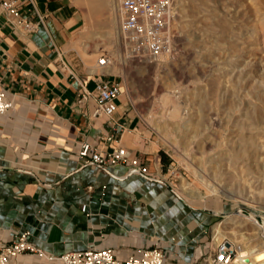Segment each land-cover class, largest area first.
<instances>
[{"label": "crops", "instance_id": "crops-1", "mask_svg": "<svg viewBox=\"0 0 264 264\" xmlns=\"http://www.w3.org/2000/svg\"><path fill=\"white\" fill-rule=\"evenodd\" d=\"M35 1L46 15L35 33L13 30L0 10V84L14 99L0 115V240L26 232L45 252L19 255L18 264H61L58 256L68 251L102 246L124 257L163 239L175 244V264H201L194 243L201 229L191 227L171 196L146 191V177L127 174L123 165L81 164L83 141L106 150L123 145L144 162L150 156L121 95L112 119L93 117V100L75 102L81 78L89 89L96 76L115 79L86 66L75 49L81 8L75 0ZM29 255L47 259L33 263Z\"/></svg>", "mask_w": 264, "mask_h": 264}, {"label": "rangeland", "instance_id": "rangeland-1", "mask_svg": "<svg viewBox=\"0 0 264 264\" xmlns=\"http://www.w3.org/2000/svg\"><path fill=\"white\" fill-rule=\"evenodd\" d=\"M176 1L175 36L170 51L161 54L158 60L141 61L126 57V62H122L123 56H126L125 47L121 42L117 45L114 38L106 35L107 28L102 19H99L100 24L97 22L94 28H89L90 13L85 0H75L84 17L79 37L81 45H75V49L85 65L94 67L96 71H100L97 60L101 54L109 53L112 56V64L103 71L111 73V77L121 83V97L139 122L135 129L137 142L150 156L145 162L142 160L149 176L154 177L149 179L144 175L145 190L166 193L177 202L191 227L201 229V234L194 240L199 250V260L204 264H212L214 248L223 239L231 241L237 249L244 244L255 246L261 240L259 226L264 224V192L262 194L260 190L264 188V167L257 161L228 163L221 158L222 150L224 152L228 148L226 142L236 139L237 135L235 132L226 134L222 128L225 124L220 122L219 125V121H224L228 113L232 121L237 119L243 124L244 133L252 137L253 141L257 144L264 142V77L261 76V79L259 76L261 87L257 85V80H250V83L244 85L240 82L235 84V92L232 99H228L229 103L221 97V66L225 54L223 35H227L233 53L237 49V41L245 33L244 25L252 23L248 0ZM241 19H244L245 24ZM210 21H213L215 30L207 33L204 28ZM88 29L91 31L85 34ZM95 32L99 34L96 36ZM84 47L91 54L87 59L83 55ZM257 53L264 55L263 48L258 49ZM165 95L167 99H164ZM256 95L259 96L258 100ZM248 99H254L253 102L257 104L254 107L248 105ZM238 102H242V105ZM234 104L240 106L235 107ZM174 105L179 106L181 116L170 115ZM243 105L246 107L243 108ZM237 108L241 109L240 112ZM205 125L204 137L208 142L204 143L199 142V134H195L193 128H203ZM187 126L190 127L186 130ZM183 181L198 189L201 195L191 196L186 193L181 186ZM207 183L223 191L213 192ZM163 201L166 202L165 199ZM220 210L229 213L225 215ZM218 223L223 235L217 242L214 226ZM154 246L157 245L151 247ZM158 246L172 250L173 253L176 250L175 244L167 239L161 240ZM29 258L33 263L47 259L33 255H29ZM61 264L64 263L61 261Z\"/></svg>", "mask_w": 264, "mask_h": 264}, {"label": "built area", "instance_id": "built-area-1", "mask_svg": "<svg viewBox=\"0 0 264 264\" xmlns=\"http://www.w3.org/2000/svg\"><path fill=\"white\" fill-rule=\"evenodd\" d=\"M117 1L125 54L141 61H154L158 60L162 53L170 51L175 36L176 0ZM25 3L29 4L28 14L21 11ZM0 10L5 16L6 23L15 31L35 33L41 26L46 25V15L39 10L35 0H0ZM112 62V56L103 53L97 60V66L103 70ZM85 81V78L78 81L79 88L75 101L77 106H83L93 100L95 107L91 115L112 119L118 108L121 83L116 79L96 76L94 88L89 89ZM13 107L14 99L0 84V115L6 114ZM78 155L83 165L94 164L104 169L123 165L127 174L147 175L149 179H154L149 176L142 158L123 145L106 150L98 144L83 141ZM24 253L41 256L45 252L29 239L26 232L11 240H0V264H18L19 255ZM236 253L234 244L223 239L214 248L211 263L230 264ZM58 257L63 259L64 264H175L173 251L158 245L136 249L124 257H119L111 246L72 250Z\"/></svg>", "mask_w": 264, "mask_h": 264}, {"label": "bare ground", "instance_id": "bare-ground-1", "mask_svg": "<svg viewBox=\"0 0 264 264\" xmlns=\"http://www.w3.org/2000/svg\"><path fill=\"white\" fill-rule=\"evenodd\" d=\"M85 1H86V4L88 5L89 13H90L89 14V19H88V25L90 26L89 28L90 29H91V27L94 28V26L97 24V22L99 23V21H100L99 19H102V21H103L102 23H105L106 28H107L106 31H105L106 35L108 37H110V38H114L115 41L117 42V45H119L118 43H120V42L122 43V45H124L125 42H124L123 36L121 34L120 27H119L120 13H119V10H118V3H117L118 1L117 0H85ZM248 2L250 4V8H251L250 11L252 12V13H250L251 17H253L252 20H251L252 23L245 24V22L243 21L244 19L243 20L241 19L244 22V24H245L244 25L245 27H244V30H243L245 33L241 35L240 41L239 42L237 41V43H236L237 49L234 50L235 52L233 51V53H231L232 49L230 50V45H229V42H228L229 39L226 37L227 36L226 34L223 35L224 40H225L224 41V46H223L225 54H224V57H223V65L221 66L222 77L223 78H222V82H221V93H222V95L221 94L220 95H221L222 99L224 100V102H227V103H229L228 99H230L232 97V95H234L235 89L233 88V86L235 84H238L240 82V84L244 85L246 82L250 83L249 82L250 80H255V81L257 80V83H258V80H259V83L260 82L262 83L261 76L264 77V55H262V54L258 55V53H257V50L260 49V48H263V51H264V0H248ZM234 13H236V12H234ZM247 23H248V21H247ZM90 29H88V31H86L85 34L89 33ZM204 29H205V31H207V33H209V32L212 33L215 30L213 21L212 22L210 21V23H208L207 27L204 28ZM196 32H198V31L196 30ZM98 34H99L98 32H95L96 36ZM83 53H85L87 55V57L91 56V54H88L86 52V47L83 48ZM259 53H261V51ZM120 54H122V53H120ZM124 55H126V56H123V58H122L123 60L121 59L122 62H124L126 60V57L130 58L127 54H124ZM92 59H94V58H92ZM127 62H128V60H127ZM255 72H258V74H255ZM259 76H260L261 79H259ZM259 83L257 85H259V87H261L260 86L261 83L260 84ZM263 84H264V82H263ZM241 87H242V85H241ZM244 88H245V86H244ZM247 93H249V92H247ZM194 97H195V95H194ZM194 97H192V98H194ZM245 97L246 96H243V98H245ZM258 97L259 96L256 95L257 100H258ZM260 98H259V100H260ZM164 99H167L166 95L164 96ZM253 100L250 99L248 101V105L251 104V106L254 107L257 103L253 102ZM262 100H264V97H263ZM236 102L237 101H235L234 103H236ZM238 103H240V102H238ZM237 105H239V104H234L233 106H235V107H239L240 106V105L239 106H237ZM251 106H249V107H251ZM244 107H246V106L243 105V108ZM237 109L239 110L240 108H237ZM240 110H239V112H240ZM251 110H252V108H251ZM179 111H180L179 110V106L178 105H174L173 109L170 112L171 114L170 113L169 114L172 115V116L174 115L175 117L178 116V115L181 116ZM223 115H225V113H223ZM181 118L185 119L183 116ZM198 118H197V120H198ZM243 119H244V117H243ZM251 120H252V118H251ZM176 122H179V121H176ZM220 122L225 124V126H222V128L224 127V131H225L226 134H229L231 132H235L236 135H237L236 139L229 140L228 142H226L227 145H228V148H225L224 152L222 150L221 158L222 159H226L228 161V163L229 162H231V163L232 162H240V161H243V162L257 161L264 167V155H263L264 154V142L263 141L260 142V143L258 142V144H257L255 141H253L252 137L248 136L247 133H244L245 128H244L243 124L241 125V122L239 120H237V119L232 121L231 117H230V115H228V113L225 115L224 121L223 120L221 121V119H220L219 125H220ZM208 124H210V123L208 122ZM183 125H185V124H183ZM189 125H190V123H189ZM260 125H261V123H260ZM210 126H211V124H210ZM261 126H263V125H261ZM177 127H178V124H177ZM189 127L187 126L185 129L187 130V128H189ZM206 127H207V125H205L203 128H201V127L193 128L194 133L195 134L196 133L199 134V142L200 141L204 142V143L208 142L206 137H204L205 136ZM249 127H251V126H249ZM256 127H257V125H256ZM252 128H254V127L252 126ZM257 128H259V127H257ZM198 129H200L202 131V133ZM247 132L250 133L251 131H247ZM195 134H193V135H195ZM253 136H255V135H253ZM210 137H211V135H210ZM190 139H191V137H190ZM210 146H211V144H210ZM200 147H201V145H200ZM212 147H213V145H212ZM202 150L203 149H200V151H202ZM218 155H220V154H218ZM243 179H245V178H243ZM243 179H241V180H243ZM207 184H208V186L211 188V190L213 192H219V191L222 192L223 191L222 189H220L218 186H216L214 184H210V183H207ZM181 186H182V189L186 193L191 195V196H200L201 195V193L199 192L198 189L191 187L185 181L182 182ZM205 187H206V185H205ZM262 192H264V188H263V190H260V193H262ZM257 193H259V192H257ZM233 209H237V207H234ZM220 213H225V215H226V214L229 213V211L226 212L224 210H220ZM228 218H230V217H228ZM259 227H260V231H261V234L259 235V237L261 238L260 242L257 245L254 244L255 246L244 244L241 247H239L238 249L236 248V250H237L236 256H235V258L232 260V262L230 264H264V224H260ZM214 231H215V238H216V240L218 242V240H220L221 236L223 235V231H222L219 223L214 226ZM229 243H232V242L229 241Z\"/></svg>", "mask_w": 264, "mask_h": 264}]
</instances>
